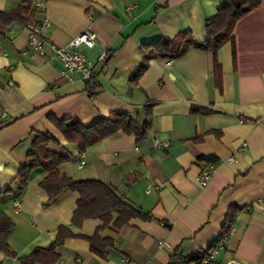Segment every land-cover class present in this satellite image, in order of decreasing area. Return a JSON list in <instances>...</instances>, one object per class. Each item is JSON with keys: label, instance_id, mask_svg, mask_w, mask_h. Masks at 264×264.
I'll return each instance as SVG.
<instances>
[{"label": "crops", "instance_id": "obj_1", "mask_svg": "<svg viewBox=\"0 0 264 264\" xmlns=\"http://www.w3.org/2000/svg\"><path fill=\"white\" fill-rule=\"evenodd\" d=\"M21 2L0 0V11ZM224 2L41 0L43 8L35 9L26 25L48 21L55 45L65 47L85 31L96 36L93 49L82 48L96 65L91 95L85 81L64 80L60 64L29 50L25 26L6 28L0 37V210L14 224L7 244L15 258L0 252V264H19V258L49 247L59 227L71 235L56 249L57 264H168L176 249L184 258L197 257L230 227L217 264H264V0L236 22L233 44L223 45L215 57L190 47L163 59L143 47L183 31L203 43L205 22ZM102 53L105 65L98 63ZM141 67V76L131 80ZM113 112L148 120L145 139L137 143L117 132L79 153L51 122L88 127ZM37 134L55 139L59 148L54 149L68 156L57 168L60 174L111 186L151 220L132 219L117 231L102 229L103 222L94 218L73 225L78 194L65 191L48 202L40 168L19 191L17 178ZM154 139L167 146L154 149ZM210 164L212 178L203 188L198 177ZM98 230L115 244L107 260L91 251L88 238Z\"/></svg>", "mask_w": 264, "mask_h": 264}, {"label": "trees", "instance_id": "obj_2", "mask_svg": "<svg viewBox=\"0 0 264 264\" xmlns=\"http://www.w3.org/2000/svg\"><path fill=\"white\" fill-rule=\"evenodd\" d=\"M35 0H22L21 6L10 11H0V37L6 33V28L11 24L26 26L34 16ZM261 0H225L217 7L214 17L205 22L207 40L203 43H195L189 38V33L183 31L173 39L161 43L156 40L143 45L144 50L155 52L163 59H174L183 55L190 47L199 48L212 52L213 56L228 42L233 44L232 31L236 22L256 8ZM234 56V53H233ZM141 67L131 80H136L144 72ZM213 74L215 81L220 78V66L214 59ZM86 90L91 95L95 90V83L86 82ZM51 122L63 135L68 144L77 146L78 152L83 153L88 147L102 141L103 139L122 132L135 137L138 143L145 139L149 130L148 120L132 118L128 113L113 112L106 118H101L91 126L85 127L75 121L57 120L51 118ZM54 148H59V143L50 136L35 135L31 149L26 154V163L19 173V191H22L34 169L40 168L45 176L40 183L41 188L48 196V202H53L65 191L78 194L76 210L72 217L73 225H80L88 218L99 219L103 222L102 229L111 228L114 231L127 225L132 219L151 220L148 213L122 201L111 186L100 181H75L72 178L60 174L57 168L69 161L68 156L61 155ZM199 160L212 163L214 157H201ZM1 200V195H0ZM228 217H231L229 214ZM226 229L229 227L228 218ZM13 222L0 210V252L10 258L15 255L10 251L7 239ZM98 230L92 237L88 238L91 251L102 260L108 259V251L115 250L112 239L101 238ZM71 233L66 227H59L56 238L47 248H37L27 257L19 258V264H57L59 255L56 249L63 245L65 238ZM197 257L184 258L178 249L172 254L168 264H193Z\"/></svg>", "mask_w": 264, "mask_h": 264}, {"label": "built area", "instance_id": "obj_3", "mask_svg": "<svg viewBox=\"0 0 264 264\" xmlns=\"http://www.w3.org/2000/svg\"><path fill=\"white\" fill-rule=\"evenodd\" d=\"M35 9H42L43 4L41 0L33 2ZM29 33L28 48L33 53L39 55L45 60L54 61L60 64V77L68 82H72L76 78L95 83V63L89 60L82 48L93 49L96 45V36L90 32L85 31L74 37L70 43L65 47L55 45L48 37L49 23L46 20L28 24L24 27ZM107 55L102 53L98 57V63L105 65ZM166 66L170 62L165 63ZM167 143H162L154 139L152 147L154 149L166 147ZM85 161L81 158L78 168L84 165ZM214 167L212 164L203 169L198 177V184L201 187H206L213 174ZM17 206V203H15ZM233 232V227L223 231L219 237L207 249L199 253L196 261L193 264H217V257L226 248V243ZM160 246L161 243H158ZM78 264V263H77ZM226 264H245L240 261H230Z\"/></svg>", "mask_w": 264, "mask_h": 264}]
</instances>
